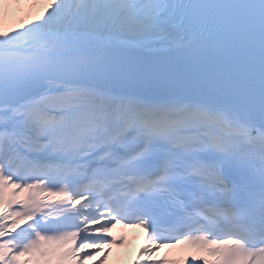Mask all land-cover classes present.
<instances>
[{
	"label": "snow or ice",
	"instance_id": "6c2138e0",
	"mask_svg": "<svg viewBox=\"0 0 264 264\" xmlns=\"http://www.w3.org/2000/svg\"><path fill=\"white\" fill-rule=\"evenodd\" d=\"M117 225L129 264H264V0H0V264Z\"/></svg>",
	"mask_w": 264,
	"mask_h": 264
},
{
	"label": "bare ground",
	"instance_id": "6f19581e",
	"mask_svg": "<svg viewBox=\"0 0 264 264\" xmlns=\"http://www.w3.org/2000/svg\"><path fill=\"white\" fill-rule=\"evenodd\" d=\"M118 231V228L114 229V232H117ZM129 235H133L135 236V240L133 242L134 244V248H133V251H132V256H127L126 257V261L129 263L130 259L134 257V254L136 252V250L140 247L141 245V241H142V232H139L138 230L134 231V230H130L129 231Z\"/></svg>",
	"mask_w": 264,
	"mask_h": 264
},
{
	"label": "rangeland",
	"instance_id": "374dc122",
	"mask_svg": "<svg viewBox=\"0 0 264 264\" xmlns=\"http://www.w3.org/2000/svg\"><path fill=\"white\" fill-rule=\"evenodd\" d=\"M111 260H113V258H110L109 264H111Z\"/></svg>",
	"mask_w": 264,
	"mask_h": 264
}]
</instances>
